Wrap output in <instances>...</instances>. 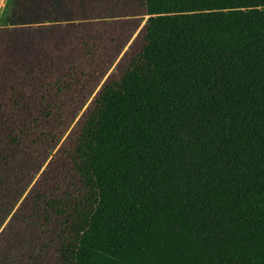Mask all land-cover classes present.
I'll use <instances>...</instances> for the list:
<instances>
[{"label":"trees","instance_id":"trees-1","mask_svg":"<svg viewBox=\"0 0 264 264\" xmlns=\"http://www.w3.org/2000/svg\"><path fill=\"white\" fill-rule=\"evenodd\" d=\"M0 231V264H264V0H7Z\"/></svg>","mask_w":264,"mask_h":264},{"label":"rangeland","instance_id":"rangeland-1","mask_svg":"<svg viewBox=\"0 0 264 264\" xmlns=\"http://www.w3.org/2000/svg\"><path fill=\"white\" fill-rule=\"evenodd\" d=\"M6 3H7V0H0V16H1V14L3 13V11L5 9ZM144 24H145V19H142L141 25H144ZM135 37H137V32H135V33L132 34V39L135 38ZM127 51H128V45H126V46L123 47L122 53H125ZM120 59H121V56L116 60V62L120 61ZM112 73H113V67L108 70V73L107 74L110 75ZM103 84H104V80H102L100 82V86H102ZM94 97H95V94H92L91 97H90V100L86 103V105L81 110L80 116L84 113L85 109L89 106L91 100ZM78 120H79V117H77L75 119V121L70 125V130L73 129V128H75V126H76L75 123ZM64 140H65V137L62 138V141L61 142H63ZM59 148H60V144L57 145L56 150L59 149ZM47 162H49V160ZM42 170H44V167L42 168ZM37 179H38V177H36L33 182H35ZM27 193H28V190L25 192V194H27ZM20 201H22V199ZM15 209H18V205L15 207ZM9 220H10V218L7 219V221H9ZM5 226H6V224H3L2 225V228H5ZM0 233H1V231H0Z\"/></svg>","mask_w":264,"mask_h":264}]
</instances>
